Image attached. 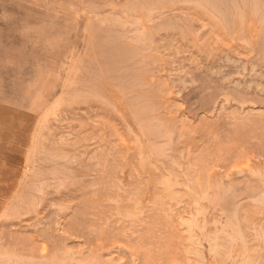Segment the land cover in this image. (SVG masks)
<instances>
[{
  "label": "rangeland",
  "instance_id": "374dc122",
  "mask_svg": "<svg viewBox=\"0 0 264 264\" xmlns=\"http://www.w3.org/2000/svg\"><path fill=\"white\" fill-rule=\"evenodd\" d=\"M0 264H264V0H0Z\"/></svg>",
  "mask_w": 264,
  "mask_h": 264
}]
</instances>
